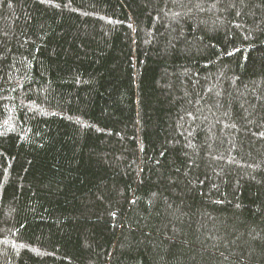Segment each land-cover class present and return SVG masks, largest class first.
I'll return each mask as SVG.
<instances>
[{
	"label": "trees",
	"instance_id": "16d2710c",
	"mask_svg": "<svg viewBox=\"0 0 264 264\" xmlns=\"http://www.w3.org/2000/svg\"><path fill=\"white\" fill-rule=\"evenodd\" d=\"M0 264H264V0H0Z\"/></svg>",
	"mask_w": 264,
	"mask_h": 264
}]
</instances>
